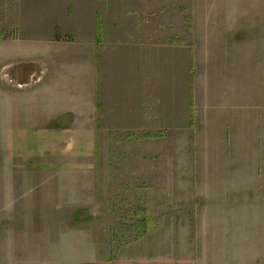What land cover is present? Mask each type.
I'll return each mask as SVG.
<instances>
[{
	"label": "crops",
	"instance_id": "obj_1",
	"mask_svg": "<svg viewBox=\"0 0 264 264\" xmlns=\"http://www.w3.org/2000/svg\"><path fill=\"white\" fill-rule=\"evenodd\" d=\"M24 1L0 10V264H264V0ZM103 134L137 136L128 172L164 207L109 256L32 178Z\"/></svg>",
	"mask_w": 264,
	"mask_h": 264
},
{
	"label": "rangeland",
	"instance_id": "obj_2",
	"mask_svg": "<svg viewBox=\"0 0 264 264\" xmlns=\"http://www.w3.org/2000/svg\"><path fill=\"white\" fill-rule=\"evenodd\" d=\"M24 2L30 3L29 0ZM10 7H15V0H0L1 11L4 12ZM25 7L29 8L30 6ZM189 9L183 7V10H187L186 13L188 14L190 13ZM5 18L9 17L0 14V30H4L6 24L8 35L15 32L10 29V26H14V24L12 22L5 23ZM39 27L35 23L25 21L21 23L19 31L22 29V36H32L41 30ZM54 34L60 36L62 32L60 33V30L54 27ZM66 121L72 122V119ZM96 137V151L93 149L89 158L66 162L63 166L61 160H55L58 163L55 166H49L42 162L43 164H39L37 168L32 169L34 172L32 178H53L56 186L55 190L66 192L63 196L61 192L55 193L53 206L57 210L59 208H72L73 212L68 217L72 218V221L77 219V224L72 223L74 230L76 227V230L82 229L93 236H98L99 248L104 256H109L116 254L119 250L133 247L138 240L144 237L154 238L160 225L159 214L164 207L159 206L158 201L153 200L152 190L145 192L146 197H144L142 180H136V177L133 178L132 173L128 172L126 145L137 140V136L103 134ZM95 155L97 156V162L95 161ZM25 165H28L27 161ZM26 169L29 170V167H26ZM23 171L25 170L23 169ZM62 181L64 182L62 183ZM59 186L62 188H57ZM144 198L147 200H144ZM187 203V200H178V211H180V214L181 212L184 214L186 221H190L192 216ZM173 205V203L168 204L167 202V206L171 207ZM75 211L77 212L75 213ZM143 211H146V213H143ZM66 215L63 217L67 218ZM139 220L147 222L145 231L141 228ZM64 230H68V228L65 227ZM63 233V231L55 233L56 258L65 256L63 255V249L66 250L67 241L72 240L69 237L63 238Z\"/></svg>",
	"mask_w": 264,
	"mask_h": 264
},
{
	"label": "trees",
	"instance_id": "obj_3",
	"mask_svg": "<svg viewBox=\"0 0 264 264\" xmlns=\"http://www.w3.org/2000/svg\"><path fill=\"white\" fill-rule=\"evenodd\" d=\"M142 222V221H141ZM146 224H147V222L145 223V227H146Z\"/></svg>",
	"mask_w": 264,
	"mask_h": 264
}]
</instances>
